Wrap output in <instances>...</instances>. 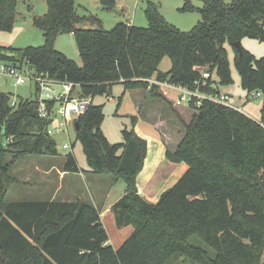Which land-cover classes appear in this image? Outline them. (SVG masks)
Listing matches in <instances>:
<instances>
[{
	"label": "trees",
	"instance_id": "obj_1",
	"mask_svg": "<svg viewBox=\"0 0 264 264\" xmlns=\"http://www.w3.org/2000/svg\"><path fill=\"white\" fill-rule=\"evenodd\" d=\"M47 12L33 19L44 43L28 47L22 60L0 48V60L28 66L53 80L79 85L80 97L91 101L75 120V140L80 143L85 173L110 176L125 184L124 195L112 206L117 227L130 226L132 234L118 248L108 236L99 212L83 202H6L15 182L14 163L27 156H56V144L39 118L35 99L19 98L10 107V94L0 92V264H167L183 257L192 264H263L264 250V117L260 123L237 109L203 101L190 106L194 113L184 136L165 159L187 166L177 183L156 203L138 193L136 178L147 155L146 140L131 129L121 131L122 142L111 144L101 130L103 105L96 96H111L112 88L147 90L150 96L170 102L148 79L168 80L193 88L203 71L216 69L221 84L232 82L224 44L234 46L247 36L264 42V0H184L180 11H197L201 20L188 32L168 24L149 3L147 27L118 23L104 30L93 17H78L75 0H44ZM108 4L107 0H102ZM202 4L195 8L193 2ZM18 0H0V31H10L16 21ZM90 22L96 29H81ZM72 34L81 65L55 50L59 35ZM235 69L246 93L264 95V57L234 47ZM167 57L170 69L158 66ZM201 91L218 93L212 80ZM211 84L215 88H209ZM51 107L52 103L49 104ZM30 126L31 133L23 127ZM63 171L78 173L72 153ZM196 236L215 252L188 243Z\"/></svg>",
	"mask_w": 264,
	"mask_h": 264
},
{
	"label": "rangeland",
	"instance_id": "obj_2",
	"mask_svg": "<svg viewBox=\"0 0 264 264\" xmlns=\"http://www.w3.org/2000/svg\"><path fill=\"white\" fill-rule=\"evenodd\" d=\"M226 4L231 0H223ZM108 4H104L102 0H75V14L78 17L97 19L101 27L109 31L118 23H126L137 27H147L148 21L145 17V10L149 3L157 6L158 12L163 19L170 25L178 28L182 32L190 31L200 20L201 16L197 11H180L184 5V0H107ZM195 8H201L200 2L194 1ZM47 12V5L44 0H18L17 15L13 28L10 31H0V48H3L6 53L14 54L17 49H25L28 47H39L44 43L43 33L33 26V19L40 17ZM81 29H96V25L86 22L79 25ZM241 47L250 52L256 59L264 57V42L244 36L239 41ZM227 59L230 66L232 82L229 84H221L217 70H212L211 80L218 85L220 94L229 96L228 105L234 109H240L243 114L255 121H261L264 116V95L261 92H253L247 94L241 87L240 77L235 69L234 64V46L226 42L224 44ZM55 50L63 53L67 58L74 61L77 65H81L79 53L75 44V39L72 34L59 35L54 42ZM15 56V54H14ZM170 61L164 57L158 66V70L162 73L170 69ZM26 68L25 65L23 67ZM30 69V68H29ZM31 70V69H30ZM59 89V87H55ZM135 91L141 96L139 104L136 105L137 97ZM0 92L10 94L11 98L17 99H32L35 96V87L31 82H27L22 86H13L11 81L2 82L0 84ZM146 98V100L144 99ZM169 97L174 99V93L169 92ZM93 105H103L104 119L101 124V130L105 134L107 140L111 144L122 142L121 131L126 127L131 129L132 117L137 118V123L134 127L135 133L146 132L150 138L155 137V133L151 125H148L142 119L156 126L159 132L164 150L174 151L184 136L185 124L189 123L194 111L189 109L184 104L175 108L171 103L167 104L161 99L150 96L147 90L135 89L124 92L121 85H115L112 88L111 96H96L92 101ZM137 106L140 112H137ZM57 106H55V109ZM183 109V111L181 110ZM181 110V111H180ZM141 119V121H139ZM60 119L56 118L55 122L49 127L55 131L58 127ZM161 122V123H159ZM24 132L31 133L33 129L26 125L23 127ZM53 139L56 144L57 155L52 156L56 163H63L65 156L72 153L82 168L87 169L84 153L79 142L75 140V129L73 124H68L64 131L54 134ZM67 149H64V146ZM152 154H156L152 148L148 154L147 167L141 170L136 178V185L142 188L145 192L150 191V187L146 183V178H151L154 171L151 169V160L155 159ZM158 156V154H156ZM161 157V156H159ZM165 157V156H164ZM24 162V161H21ZM180 165H182L180 167ZM175 167V170L172 168ZM159 172L154 176L153 186L161 191V194L172 188L181 178L187 169L184 163L170 161L164 159L162 165H158ZM143 169V168H142ZM104 177V175H98ZM83 186V184H82ZM85 192L90 195L92 187L90 182H84ZM17 187L12 186L6 196L5 201L15 199L14 191ZM139 192V191H138ZM84 201H87L84 199ZM188 243L194 246L201 247L209 252L211 257H215V252L205 243L199 240L196 236L189 238ZM176 258L171 259L167 264H175ZM186 264H192L187 261ZM261 262L264 264V250L261 257Z\"/></svg>",
	"mask_w": 264,
	"mask_h": 264
},
{
	"label": "crops",
	"instance_id": "obj_3",
	"mask_svg": "<svg viewBox=\"0 0 264 264\" xmlns=\"http://www.w3.org/2000/svg\"><path fill=\"white\" fill-rule=\"evenodd\" d=\"M135 93L137 97V105L139 104L138 102H140L139 99L141 96L136 91ZM144 99L146 100L145 97ZM181 110L183 111V109ZM237 110L242 112L239 108ZM137 112H140L138 106ZM142 120L148 125H151L153 132L155 133L154 138H150V135H146V132L136 133L140 138L146 140L147 143V155L142 170L147 167L146 163L151 148L156 151L158 156L152 154V157L155 159L151 160L150 167L155 174H153L150 179L146 178V183L150 186L148 187L150 191L145 192L142 188L138 187V193L146 202L154 204L158 201L161 191L159 192L160 189L157 190L155 186H153V178L159 172V170H157L159 168L158 165L159 163L162 165L165 159L164 153L166 150L163 149L164 146L156 128L158 124L152 125L144 119ZM139 121H141V119ZM256 122L260 123L261 121ZM53 160L54 159L51 156L32 155L16 161L10 170V175L15 182L9 187V189L12 186L17 187L13 192L16 197L14 200L6 202L57 201L83 202L91 204L99 212L100 221L108 236L107 244L115 250L118 249L133 232V229L130 226L117 227L115 216L111 211L112 206L125 193L124 182L121 180L114 181L110 176L102 177L91 173H85L84 170L87 169L85 167L82 168L78 163V173H67L63 171V163H56ZM181 166L182 165H180V167ZM175 167L176 166L172 169L175 170ZM84 182H90L91 184L92 193L90 195L85 192L83 187ZM84 199L87 201H84ZM174 263L186 264L188 262L183 257H177Z\"/></svg>",
	"mask_w": 264,
	"mask_h": 264
},
{
	"label": "built area",
	"instance_id": "obj_4",
	"mask_svg": "<svg viewBox=\"0 0 264 264\" xmlns=\"http://www.w3.org/2000/svg\"><path fill=\"white\" fill-rule=\"evenodd\" d=\"M264 29V28H263ZM24 66H20L13 62H7L0 60V84L2 82L11 81L13 86H22L27 82H31L35 87V96L33 99L37 102V112L39 118L50 122L46 133L49 137L53 138V135L64 131V128L68 124H73L75 118L85 112L91 104L89 98L80 97L78 94L79 85L67 82H60L53 80L47 76V74H37L33 70L24 69ZM202 78L200 81H196L193 84V88L182 86L180 84H174L168 80H156L148 79V90L155 86L174 107H179L184 104L188 108L190 106L199 107L203 101L228 106L229 96L220 94L219 92H205L201 91L200 86L205 87L206 81L211 80L212 74L209 71L202 72ZM59 87V89H55ZM209 88H215L214 84H211ZM169 92L174 93V99L169 97ZM19 98L10 99V107H16ZM52 103L51 107H49ZM55 106L57 108L55 109ZM232 108V107H231ZM59 118L60 123L58 127H55V131L49 127L55 122V119ZM68 147L65 145L64 149Z\"/></svg>",
	"mask_w": 264,
	"mask_h": 264
},
{
	"label": "water",
	"instance_id": "obj_5",
	"mask_svg": "<svg viewBox=\"0 0 264 264\" xmlns=\"http://www.w3.org/2000/svg\"><path fill=\"white\" fill-rule=\"evenodd\" d=\"M234 47L237 49V51H238L239 53L241 52L242 47H241L240 42H236V43L234 44ZM24 55H25V51H24V50L19 51V52L15 55V60H22V59L24 58ZM77 128H78V125H77V123L75 122V123H74V129L77 130Z\"/></svg>",
	"mask_w": 264,
	"mask_h": 264
}]
</instances>
